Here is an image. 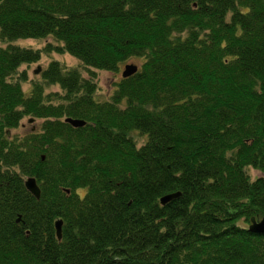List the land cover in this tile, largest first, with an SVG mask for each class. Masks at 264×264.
<instances>
[{"label":"trees","instance_id":"trees-1","mask_svg":"<svg viewBox=\"0 0 264 264\" xmlns=\"http://www.w3.org/2000/svg\"><path fill=\"white\" fill-rule=\"evenodd\" d=\"M0 44V264H264V0H0Z\"/></svg>","mask_w":264,"mask_h":264},{"label":"rangeland","instance_id":"rangeland-1","mask_svg":"<svg viewBox=\"0 0 264 264\" xmlns=\"http://www.w3.org/2000/svg\"><path fill=\"white\" fill-rule=\"evenodd\" d=\"M47 42H52V39L50 37L45 38H39V39H19L17 41L18 44L21 46H30L32 48H43V46ZM2 45V44H0ZM54 59L57 61L62 62L67 67H76L81 75L84 77H89V74L93 76V80L95 81V98L97 100H105L110 95L112 89L114 88V84L119 80L121 77V70L123 68V65L125 63H132L138 67L140 60L138 58H129L122 62L118 68V70L115 71H106V70H99V69H89L82 66L76 58L66 54V53H55V52H49L45 54L44 52L41 53L39 59L35 62H31L28 64H21L18 67L19 72L24 73L25 80L21 83V86L24 90H27L31 82L39 80L40 79V72L42 69H44L49 62V60ZM39 67V70L37 73H33V70L36 69V67ZM58 90V87L55 85L49 86V88L46 89V91H55ZM27 117H24L20 123L19 126L12 131L14 135H21L23 133H26L31 127L32 130H36L39 127L40 119H34L30 122H27ZM137 141H141L143 137L141 135L136 134ZM258 174L257 171H251V175Z\"/></svg>","mask_w":264,"mask_h":264},{"label":"water","instance_id":"water-1","mask_svg":"<svg viewBox=\"0 0 264 264\" xmlns=\"http://www.w3.org/2000/svg\"><path fill=\"white\" fill-rule=\"evenodd\" d=\"M137 69V66L132 63H125L123 65V68L121 70V77L129 76L130 74L134 73ZM39 70V67L37 66L36 69L33 70V73H37ZM32 119H27V122H30ZM65 122L69 123L72 126H81L83 124L82 120L78 119H72L66 117L64 119ZM6 134H9L8 131H6ZM25 189L35 198H38L39 196V189L38 186L35 183V179L32 176H28L23 181ZM179 195V192H168L165 194H162L158 201L160 204H164L167 201L171 200L172 198H175ZM60 220L54 221V229H55V235L56 238H60ZM247 230L252 233H263L264 232V216L260 217L259 219H254L253 217H250L249 223L247 225Z\"/></svg>","mask_w":264,"mask_h":264}]
</instances>
